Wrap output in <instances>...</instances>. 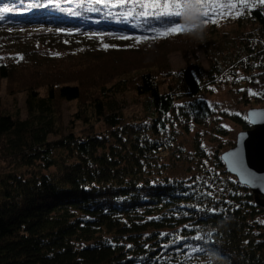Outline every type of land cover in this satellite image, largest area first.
<instances>
[{"label": "trees", "instance_id": "16d2710c", "mask_svg": "<svg viewBox=\"0 0 264 264\" xmlns=\"http://www.w3.org/2000/svg\"><path fill=\"white\" fill-rule=\"evenodd\" d=\"M148 2L0 0V80L13 84L11 93L27 92L24 116L0 107V264H212L215 254L223 258L215 264H264V208L226 170V149H207L203 130L215 117L243 131L251 125L201 94L238 66L264 68V5L241 12L246 7L231 0L241 13L223 22L237 29L230 37L216 22L205 24L208 48L204 32L160 35L183 19L139 15L151 11L141 8ZM34 27L44 31H17ZM181 40L210 58L209 70L190 68L195 93L166 59L132 78L117 67L96 70L105 54L161 53ZM147 77L153 89L166 84L167 101L146 92L145 114L125 116L127 92ZM253 98L263 102L264 90ZM61 101L79 103L69 129ZM192 133L188 150L179 137ZM180 161L188 175L172 177Z\"/></svg>", "mask_w": 264, "mask_h": 264}, {"label": "rangeland", "instance_id": "374dc122", "mask_svg": "<svg viewBox=\"0 0 264 264\" xmlns=\"http://www.w3.org/2000/svg\"><path fill=\"white\" fill-rule=\"evenodd\" d=\"M235 3L240 6V0H235ZM249 3L251 4L252 0H249ZM245 9L248 8H242L241 12ZM231 12L232 15L225 16L223 18H216V20H218L216 22V24H218L217 29H219V32L217 33H226L230 34V37H233V32L236 31L237 25L232 22L223 21H231L236 18L237 15H239L237 13L241 12H239L237 9H231ZM17 31L24 35H33L38 31L43 32L44 29L43 27H34L28 29L22 28ZM210 32V29L204 30L203 35L204 39L207 40L208 48L213 45L210 42L211 40L207 39L209 38ZM193 44H186V42L181 40L180 42L174 43L171 46L173 50H161V53L156 51L159 49L157 47L142 49L139 47L138 50L119 51L105 54V56H102L99 59L97 63L98 65H96L98 68H96V70L97 72L99 71L101 74H104L105 72H102V70H107L109 67H117V71L129 70L130 72L128 76L132 78L138 77L140 74L146 73L147 71L156 72V70L159 68V65L161 66L163 64L162 62H164L166 59L170 68L174 72L177 74L183 73L185 75V78L190 85L191 91L195 93L198 90V85L195 80V76L190 71V68L192 65L199 64L205 71H207L210 69V58L208 56V51H206L205 48L201 46L195 47ZM28 69L29 68H27L26 72L29 73ZM251 70L252 69L246 70L243 66H238L236 67L234 74L228 73L223 76H216V82L209 84L207 91H204V93L201 94H203V96L211 103L219 106L220 110H227L230 112L247 115V111L250 108H264V101L257 103L253 98L255 94H258L260 91L264 90V68L260 69L259 71L254 70L250 73ZM251 75H254V77L251 78ZM157 79L160 80L159 78ZM247 79H250L252 82L247 83ZM10 85L13 84L6 79L0 80V107H2L7 112H13L17 108L21 109L22 115L24 116L27 92L18 91L11 93L8 88ZM244 85L246 86L243 88ZM241 87L243 89L239 91ZM244 90L247 91V99H249V97L251 98L250 103L246 102V98L244 99L243 97V94L245 93L243 92ZM39 91L41 94H45L46 92L44 87L40 88ZM146 92H150L152 97H154L158 103H165L167 101L168 92L166 84L162 83L159 89H153L151 87L149 77H147L144 85L141 86L138 91L132 89L127 92L125 97V116L140 117L145 114L143 103L147 97L143 94ZM60 104L64 126L68 128L73 124L72 117L73 114L79 109V103L61 101ZM217 118H212L209 122V127L203 129L205 133V145L212 153L220 146H222V149H226L225 151L228 150V147H233L235 145L238 133L243 131L238 124L223 117L222 120H218L219 118ZM217 121H219V123H217ZM6 124L10 125V121L8 119H6ZM77 125V129L82 128L81 123L78 122ZM216 127L225 129L227 131V135L225 137L220 136V134L217 133ZM194 134L195 133L189 135L181 134L179 137L181 142L188 150L193 149ZM186 168L187 164L180 161L175 167L170 169L169 174L172 177H184L188 175ZM262 217L264 220V213H262Z\"/></svg>", "mask_w": 264, "mask_h": 264}, {"label": "water", "instance_id": "95a60500", "mask_svg": "<svg viewBox=\"0 0 264 264\" xmlns=\"http://www.w3.org/2000/svg\"><path fill=\"white\" fill-rule=\"evenodd\" d=\"M247 118L251 128L238 133L235 145L222 154V160L226 170L250 188L264 208V108H250Z\"/></svg>", "mask_w": 264, "mask_h": 264}, {"label": "snow or ice", "instance_id": "6c2138e0", "mask_svg": "<svg viewBox=\"0 0 264 264\" xmlns=\"http://www.w3.org/2000/svg\"><path fill=\"white\" fill-rule=\"evenodd\" d=\"M101 0H97V3ZM123 2V0H122ZM264 5V0H240V5L243 7L251 8L256 4ZM194 6L200 10V16L202 17L203 24L209 22H217L214 17H225L232 15L231 9H236L237 5L232 3L231 0H149L147 4H141V8H147L151 11H141L139 15L144 17L149 16H176L182 17L185 14L186 7ZM7 11V10H5ZM240 14V13H237ZM131 16L132 13L128 12ZM196 25L188 24H171L160 33V35L176 34L178 32H190L193 31ZM122 39H129L130 37L124 36ZM138 40L141 38H137ZM107 47V46H105ZM234 164H238V161L234 160Z\"/></svg>", "mask_w": 264, "mask_h": 264}, {"label": "clouds", "instance_id": "9594fccd", "mask_svg": "<svg viewBox=\"0 0 264 264\" xmlns=\"http://www.w3.org/2000/svg\"><path fill=\"white\" fill-rule=\"evenodd\" d=\"M183 22L188 25H196L193 31H190L189 34L194 35L196 38H202L204 29L206 27L202 22V17L200 16V10L194 6L186 7L185 14L182 16ZM216 259L212 261V264H215L216 260H221L218 254H215Z\"/></svg>", "mask_w": 264, "mask_h": 264}]
</instances>
